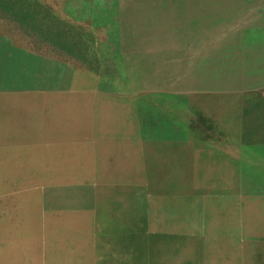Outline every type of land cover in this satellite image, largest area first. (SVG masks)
<instances>
[{"label": "rangeland", "instance_id": "rangeland-1", "mask_svg": "<svg viewBox=\"0 0 264 264\" xmlns=\"http://www.w3.org/2000/svg\"><path fill=\"white\" fill-rule=\"evenodd\" d=\"M40 1L60 82L0 95V264H264V0ZM192 144L238 151L216 189Z\"/></svg>", "mask_w": 264, "mask_h": 264}, {"label": "crops", "instance_id": "crops-1", "mask_svg": "<svg viewBox=\"0 0 264 264\" xmlns=\"http://www.w3.org/2000/svg\"><path fill=\"white\" fill-rule=\"evenodd\" d=\"M35 1L47 7L43 1ZM30 27V23L24 21L20 14L0 7V95L2 97L12 98L10 95L43 92L47 89V85L60 82L61 59L57 63L55 60L47 62L45 42L40 41L38 32H34ZM218 146L213 144L201 149L196 144H192L181 150L183 170L197 172V178L204 183L210 181L213 189H216L217 181L228 178L222 175V154L228 153L232 158H236L239 154L232 146H223V150ZM235 153L236 156H233ZM211 157L215 158L212 164L208 162ZM232 158L224 162V165H233ZM226 165L225 170L231 172L232 167L227 168ZM235 173L236 175H229L230 178H239L237 171Z\"/></svg>", "mask_w": 264, "mask_h": 264}, {"label": "trees", "instance_id": "trees-1", "mask_svg": "<svg viewBox=\"0 0 264 264\" xmlns=\"http://www.w3.org/2000/svg\"><path fill=\"white\" fill-rule=\"evenodd\" d=\"M0 7L20 14L24 21H28L31 29L37 35L47 37V33H55L56 20L48 7L35 0H0ZM60 21H57V25Z\"/></svg>", "mask_w": 264, "mask_h": 264}, {"label": "bare ground", "instance_id": "bare-ground-1", "mask_svg": "<svg viewBox=\"0 0 264 264\" xmlns=\"http://www.w3.org/2000/svg\"><path fill=\"white\" fill-rule=\"evenodd\" d=\"M251 8V7H250ZM255 11V10H254ZM183 15V14H182ZM255 18V17H254ZM142 27V26H141ZM195 32V31H194ZM142 40V39H141ZM224 57V56H223ZM232 58V57H231ZM197 91V90H196ZM174 100H176V99H174ZM144 104V103H143ZM128 105V104H127ZM148 105H149V103H148ZM168 105V104H167ZM175 105H176V102H175ZM179 105V104H178ZM146 106V105H145ZM145 108V107H144ZM192 108V107H191ZM153 109V108H152ZM196 109V108H195ZM144 110V109H143ZM156 111V110H155ZM152 112V111H151ZM193 112V111H192ZM145 113V112H144ZM200 121V120H199ZM201 122V121H200ZM196 124L198 125V123L196 122ZM213 126V125H212ZM116 131V130H115ZM114 131V132H115ZM195 131H196V129H195ZM121 137V136H120ZM123 137V136H122ZM121 137V138H122ZM116 141V140H115ZM196 171V170H195ZM184 172V171H183ZM196 173V172H195ZM173 179V178H172ZM178 179V178H177ZM151 192V191H150ZM113 194V193H112ZM115 194V193H114ZM122 195V194H121ZM138 198H139V195H138ZM190 200V199H189ZM185 202H186V200H184ZM184 202V203H185ZM136 204V203H135ZM122 205V204H121ZM132 205V204H131ZM185 205H187V204H185ZM185 217H184V222H185V224H186V226L187 227H193L194 226V223H196V220H195V215H196V213L194 212V210L193 209H191V208H188L187 207V211L185 210ZM156 219V218H155ZM157 219H158V217H157ZM251 220H253L254 222H258V223H264V210L263 209H259V211H258V214H257V216H253L252 217V219ZM159 221L157 220V223H158ZM182 223H183V221H182ZM159 224V223H158ZM167 232V231H166ZM183 233V232H182ZM159 234V233H158ZM157 234V235H158ZM140 235V234H139ZM160 235V234H159ZM168 236H171V235H168ZM172 236H173V234H172ZM171 236V237H172ZM129 237V236H128ZM127 237V238H128ZM157 237V236H156ZM129 238H131V237H129ZM140 237H138V239H139ZM137 238H136V240H138ZM142 239V238H141ZM153 239H155V238H153ZM167 239H169V238H167ZM179 239H181V238H179ZM183 239V238H182ZM135 240V241H136ZM160 240H162V239H160ZM142 241V240H141ZM172 241V240H171ZM170 241V242H171ZM139 242H140V239H139ZM138 242V243H139ZM145 242V241H144ZM155 242V241H154ZM126 243V242H125ZM129 243H130V240H129ZM137 243V244H138ZM161 243H162V241H161ZM179 243V242H178ZM185 243V242H184ZM97 244H99V243H97ZM97 244H95V246L97 245ZM128 244V243H127ZM134 244V243H133ZM140 244V243H139ZM156 244V243H155ZM171 244V243H170ZM169 244V245H170ZM124 245V244H123ZM131 245V244H130ZM136 245V244H135ZM154 245V244H153ZM181 245V244H180ZM102 246V245H101ZM116 246V245H115ZM126 246V245H125ZM129 246V245H128ZM171 246V245H170ZM132 247V246H131ZM153 247V246H152ZM167 247V246H166ZM183 247V246H182ZM97 249L99 248V247H96ZM103 248V247H102ZM101 248V249H102ZM135 248V247H134ZM149 248V247H148ZM158 248V247H157ZM169 248V247H168ZM174 248V247H173ZM143 249V248H142ZM159 249V248H158ZM179 249H180V246H179ZM99 250V249H98ZM107 250V249H106ZM137 250V249H136ZM135 250V251H136ZM153 250V249H152ZM170 250H172V249H170ZM177 250H178V248H177ZM151 251V250H150ZM250 252V244L249 243H246V245H244V247H243V249H242V253H246V252ZM262 251H264V249L262 250ZM95 252H97V251H95ZM100 252V251H99ZM116 252H118V248H117V251ZM156 252V251H155ZM155 252H154V254H155ZM170 253V252H169ZM100 254V253H99ZM102 254V253H101ZM117 253H115V255H116ZM199 254V253H198ZM141 255V254H140ZM139 255V256H140ZM151 255V254H150ZM163 255H164V253H163ZM103 256V255H102ZM116 256H118V255H116ZM144 256V255H143ZM104 257V256H103ZM114 257V256H113ZM196 257V256H195ZM135 258V257H134ZM144 258V257H143ZM156 258V257H155ZM176 258H178V257H176ZM198 258H199V256H198ZM197 258V259H198ZM116 259H117V257H116ZM119 259V258H118ZM132 259V258H131ZM135 260V259H134ZM160 260V259H159ZM180 260V259H179ZM100 261V260H99ZM153 261H155V260H153ZM152 261V262H153ZM190 261V260H189ZM194 261V260H193ZM197 261V260H196ZM137 262L138 261H136V264H137ZM145 262V261H144ZM199 262V261H198ZM100 263H101V261H100ZM102 263H104V261L102 262ZM109 263V262H108ZM114 263V262H113ZM124 263V262H123ZM132 263V262H131ZM139 263V262H138ZM146 263V262H145ZM106 264V263H105ZM116 264V263H115ZM140 264V263H139ZM154 264V263H153Z\"/></svg>", "mask_w": 264, "mask_h": 264}]
</instances>
